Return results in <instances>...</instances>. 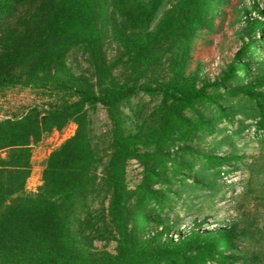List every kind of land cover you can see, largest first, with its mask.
I'll use <instances>...</instances> for the list:
<instances>
[{
  "label": "trees",
  "instance_id": "1",
  "mask_svg": "<svg viewBox=\"0 0 264 264\" xmlns=\"http://www.w3.org/2000/svg\"><path fill=\"white\" fill-rule=\"evenodd\" d=\"M228 7L248 13L233 0H0V92L53 100L0 119V264L252 262L248 224L204 226L235 187L229 171L245 172L249 191L264 186V0H252L263 20L245 18L234 63L213 81L198 63L190 70ZM71 52L85 63L77 74ZM99 106L108 124L96 137ZM70 123L27 191L33 146ZM180 215L194 219L178 231ZM95 241L114 251L95 252Z\"/></svg>",
  "mask_w": 264,
  "mask_h": 264
},
{
  "label": "rangeland",
  "instance_id": "2",
  "mask_svg": "<svg viewBox=\"0 0 264 264\" xmlns=\"http://www.w3.org/2000/svg\"><path fill=\"white\" fill-rule=\"evenodd\" d=\"M172 3L175 0H170ZM261 0H258V2ZM233 4L237 7L247 9L248 13H235L237 8L228 7L225 12V19L222 22L221 29L212 34V41L206 43L202 50L196 56L191 64L190 70H194L196 63L199 64V76L201 79L213 81L217 79L229 65L235 62L234 54L243 41L247 40L244 34L247 22L245 18L260 19L258 10L252 7V0H233ZM252 22V21H250ZM248 26H251L248 24ZM116 45L114 43L106 44L105 51L107 59H111L115 54ZM255 58L252 59L254 61ZM68 66L74 73H79L84 68L83 58L71 52L67 58ZM136 98L131 101L136 102ZM53 102L46 92L40 89L13 87L6 91L0 92V119L7 117H18L29 110L31 107H37L39 110L49 107V103ZM125 113H130L127 107L124 108ZM93 124H91L94 136H98L105 132L108 120L104 109L99 106L96 113L92 115ZM75 124H68L62 131H53L44 136L42 140L32 148L31 156V174L26 182L27 191H34L40 184L41 171L43 161L48 153L57 147L65 138L73 134ZM250 142L244 147V152L254 153L256 144L253 140L252 130L247 134ZM241 143V141H240ZM232 166H224L230 168ZM126 180L129 186H133L138 181L139 166L135 161H128L126 167ZM245 173V172H244ZM241 175V170L229 171L226 177H223L224 183L234 182L235 187L229 189L225 198L215 205V209H211L208 219L204 226L215 228L216 225L223 223L231 225L233 222L243 226L247 225L251 235L246 240L249 248L247 256L252 262L247 261L245 264H264V186H258L253 191L246 189V174ZM256 186V185H255ZM227 187V186H226ZM207 211V210H206ZM208 214V211H207ZM182 218L183 216L180 215ZM179 229L191 224L194 219L193 215L183 217ZM218 220V224H217ZM178 231L171 233L172 237H177ZM182 231V230H181ZM115 242L95 241L94 251H114Z\"/></svg>",
  "mask_w": 264,
  "mask_h": 264
}]
</instances>
